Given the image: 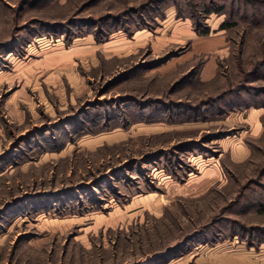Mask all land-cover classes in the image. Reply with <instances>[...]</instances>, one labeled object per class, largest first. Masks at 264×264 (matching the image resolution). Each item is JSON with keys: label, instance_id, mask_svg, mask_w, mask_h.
I'll use <instances>...</instances> for the list:
<instances>
[{"label": "rangeland", "instance_id": "1", "mask_svg": "<svg viewBox=\"0 0 264 264\" xmlns=\"http://www.w3.org/2000/svg\"><path fill=\"white\" fill-rule=\"evenodd\" d=\"M202 5L0 0V264H264V23Z\"/></svg>", "mask_w": 264, "mask_h": 264}, {"label": "trees", "instance_id": "2", "mask_svg": "<svg viewBox=\"0 0 264 264\" xmlns=\"http://www.w3.org/2000/svg\"><path fill=\"white\" fill-rule=\"evenodd\" d=\"M201 0V3H203L202 10L203 15L205 17H208L212 14L217 15H224L229 14V17L231 19L234 18L235 15V7L238 5L241 7L242 12H248L250 14H246L247 21L253 22V25L263 24L264 23V0ZM248 8L250 10L248 11ZM190 17V16H189ZM194 20L193 17H190ZM241 19H244V16L241 15ZM240 19V20H241ZM238 25V21H227L224 24L220 26V30H227L230 28H233ZM198 30V29H197ZM201 36H207L210 34L209 27L205 28L203 31L198 32ZM261 58H258V62L255 63L254 68L257 71L261 66L264 65V45L261 46ZM261 94H264L261 93ZM225 96V95H224Z\"/></svg>", "mask_w": 264, "mask_h": 264}, {"label": "crops", "instance_id": "3", "mask_svg": "<svg viewBox=\"0 0 264 264\" xmlns=\"http://www.w3.org/2000/svg\"><path fill=\"white\" fill-rule=\"evenodd\" d=\"M258 261V260H257Z\"/></svg>", "mask_w": 264, "mask_h": 264}]
</instances>
